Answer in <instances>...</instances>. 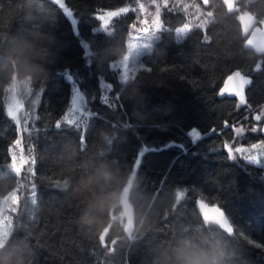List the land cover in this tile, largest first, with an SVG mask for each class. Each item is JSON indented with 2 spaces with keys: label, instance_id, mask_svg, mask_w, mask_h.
Instances as JSON below:
<instances>
[{
  "label": "trees",
  "instance_id": "1",
  "mask_svg": "<svg viewBox=\"0 0 264 264\" xmlns=\"http://www.w3.org/2000/svg\"><path fill=\"white\" fill-rule=\"evenodd\" d=\"M142 1L161 28L130 76L120 62L141 22L138 0H0V204L19 189L0 264H172L185 240L214 244L221 264H264V164L223 148L264 141L250 131L264 121V70H250L264 51L248 45L240 19L247 11L264 21V0H240L233 12L223 0ZM102 10L122 12L104 28ZM237 68L251 77V110L217 95ZM15 78L31 92L25 189L9 148L20 136L5 99ZM74 87L85 97L84 125L64 121ZM126 189L133 239L123 228ZM199 200L220 205L234 231L206 220Z\"/></svg>",
  "mask_w": 264,
  "mask_h": 264
},
{
  "label": "rangeland",
  "instance_id": "2",
  "mask_svg": "<svg viewBox=\"0 0 264 264\" xmlns=\"http://www.w3.org/2000/svg\"><path fill=\"white\" fill-rule=\"evenodd\" d=\"M138 7L134 9H139L140 24L134 33L130 42L129 54L125 57L123 61L120 62L123 74L133 76L144 64L138 60L139 54L144 50H151V47L155 40L159 38V30L161 28V21L155 10L147 8L143 4L142 0H138ZM167 1V0H164ZM150 3H154L151 0ZM158 5H156L157 8ZM129 9L126 8L127 11ZM122 11L116 12H104L100 15L103 20L104 28H107L110 20L120 14ZM196 18L200 20H207L210 14L205 13L201 9L195 7ZM69 15V11H67ZM150 15V17H149ZM201 17V18H200ZM185 28H180L178 32H183L187 30ZM29 80L24 78L22 80L15 78L12 83L8 86L6 90V108L8 113L15 119L18 124L20 136L16 140L14 146L11 149V168L16 172L22 173V183L21 188L29 187L32 178V155L27 153L24 149V141L22 139L23 132L27 130L28 121H30V116L28 112L24 111L25 97L30 95ZM73 100L75 102L73 103ZM87 118V110L85 109V97L78 87H74L72 103L70 109L65 115L64 121L76 123L77 125H84ZM81 122L83 124H81ZM192 139L197 141V134L195 132L191 133ZM256 144H261L258 142ZM247 149L244 155H247L249 159H245L242 155L236 154L249 162H253L254 158H258L255 162L258 165L264 164V145L256 149H252L251 146H239ZM19 198V189L12 191L8 196H6L0 204V246L4 244L6 239L11 234L13 228L12 215L15 211Z\"/></svg>",
  "mask_w": 264,
  "mask_h": 264
},
{
  "label": "water",
  "instance_id": "3",
  "mask_svg": "<svg viewBox=\"0 0 264 264\" xmlns=\"http://www.w3.org/2000/svg\"><path fill=\"white\" fill-rule=\"evenodd\" d=\"M203 4L205 6H209L210 5V0H202ZM224 4L227 7V10L229 12H233L236 11L238 9L241 8L240 5V0H223ZM241 19V23H242V27H243V31L245 33H248L251 28L255 25V23L257 21H259V19H257L255 16H253L250 13H244L241 15L240 17ZM78 32V30H76ZM256 34H258V37L256 39L249 37L248 38V44L249 45H255L257 47V49L259 51H264V24H263V29L258 30V32H256ZM224 86L223 84L220 86V91L221 92H225L226 90H229V86L230 84L235 87L237 90L239 91H243L244 85L247 83L246 80H244V78L240 77L238 74L235 73V71L233 72L232 76H229L228 79L224 80ZM250 85H247L245 88V93L247 91V89L249 88ZM235 97V96H229V95H224V96H220V97ZM264 127V122L262 123V126ZM262 135L264 136V133H262ZM201 203L205 204L207 207L206 208H201ZM122 205H123V209H124V213H125V221H124V231L126 233V235L130 238L133 239L134 235H135V220H134V209L130 203L129 200V195H128V190L126 189L123 193L122 196ZM198 206L199 209L201 211V213L203 214L204 211H208L210 215H215L216 213H214L212 211L213 208L215 207H219V209L221 211H223L224 216L226 217L227 223L228 225H230L231 227H233L230 218L228 217L227 213L225 212V210L218 204H210L204 200H199L198 201ZM204 218L206 220H208L209 222H212L214 224H216L217 226H219L222 230L226 231L227 233H232L229 232L228 227L225 226L224 224H221L219 219L216 218H210L208 216L203 215ZM234 230V228H233Z\"/></svg>",
  "mask_w": 264,
  "mask_h": 264
},
{
  "label": "snow or ice",
  "instance_id": "4",
  "mask_svg": "<svg viewBox=\"0 0 264 264\" xmlns=\"http://www.w3.org/2000/svg\"><path fill=\"white\" fill-rule=\"evenodd\" d=\"M128 10H129V12H130V11L133 12L131 8H129ZM107 11H116V10H102V11H100V12L98 13L97 18H98L100 15H103L104 12H107ZM133 13H135V12H133ZM118 18H119V17H113V23H114ZM205 31H206V30H205ZM250 70H251V71H260V70H264V62L259 63L257 66H254V67L250 68ZM234 71H235V73L238 74L240 77L244 78V80H246V82H247V83L244 85L243 91H239V90H237L235 87H233V86L230 84V86H229V90H226L225 92H221V91H220V89L222 88V87H221V88L219 89L217 95H219V96L229 95V96H235V97H237V98H238V99H237V103H236V109H237V111H239L241 107H244L246 110H251L252 106H251V104L248 102L247 97H246V94H245V88H246V86L251 84V77L248 76V75H246L245 70H242V69H240V68H237V69H235ZM248 71H249V70H248ZM232 75H233V72H230V73L228 74V76H226L225 80L228 79V77H229V76H232ZM223 86H224V83H223ZM118 99H119V97H118ZM74 102H75V100H73V103H74ZM245 119H248V117L246 116ZM252 119H254L256 122H260V121L262 120V115H260V114H256L254 117H252ZM58 126H59V125H58ZM227 126H228V125H227V122H226V123H225V127H227ZM211 131H212L213 133L216 132L215 129H212ZM242 131H243V129H241V128H237V129H236V132H238V133H239V132H242ZM250 131H251L252 133H257V132L264 133V127H260L258 124H253V125L251 126V128H250ZM197 138H199V134H197ZM14 144H15V141H13V143L9 145V148H12V147L14 146ZM262 145H264V141H261V144H255V143L252 144V145H251V148H252V149H256V148H258V147H261ZM223 148H224V150H226V151L230 154L231 157L236 156V154H240V155H242L245 159H249V157H248L247 155H244V153L247 151V149H245V148H242V147H235V148L233 149V147L230 146L228 143H224ZM234 153H235V154H234ZM10 158H11V157L9 156V159H10ZM252 161H253V162H257V161H258V158H254ZM136 163H137V165H138V164H139V160H137ZM34 171H35V170H34ZM185 191H187V189H186ZM200 206H201V208H206V207H207V206H206L205 204H203V203H201ZM212 211H213L214 213H216V214H215V215H210L208 211H204L202 215L208 216V217H210V218H216V219H219V221H220L221 224H224L225 226L228 227L229 232H233V231H234V230H233V227H231L230 225H228L227 220H226V217L224 216L223 211H221V210L219 209V207H215V208H213Z\"/></svg>",
  "mask_w": 264,
  "mask_h": 264
},
{
  "label": "clouds",
  "instance_id": "5",
  "mask_svg": "<svg viewBox=\"0 0 264 264\" xmlns=\"http://www.w3.org/2000/svg\"><path fill=\"white\" fill-rule=\"evenodd\" d=\"M220 256V250L214 244H209L205 250L185 240L178 244L170 259L172 264H221Z\"/></svg>",
  "mask_w": 264,
  "mask_h": 264
},
{
  "label": "flooded vegetation",
  "instance_id": "6",
  "mask_svg": "<svg viewBox=\"0 0 264 264\" xmlns=\"http://www.w3.org/2000/svg\"><path fill=\"white\" fill-rule=\"evenodd\" d=\"M244 13H249V12H247V11H244V12H242L241 13V15L242 14H244ZM250 14H252V13H250ZM240 15V16H241ZM253 16H255L257 19H259V21H257L256 23H255V25L251 28V30L248 32V33H245L244 32V34H245V36H246V38H247V43H248V38L249 37H252V38H254V39H256L257 37H258V34H256V32H258V30H261V29H263V24H264V21L262 20V19H260L258 16H256V15H254V14H252ZM249 45V44H248ZM252 49H254L258 54H261V52L262 51H259L258 49H257V47L255 46V45H249ZM264 122V121H263ZM262 122V123H263ZM261 126H262V124H261ZM258 143V142H257Z\"/></svg>",
  "mask_w": 264,
  "mask_h": 264
}]
</instances>
